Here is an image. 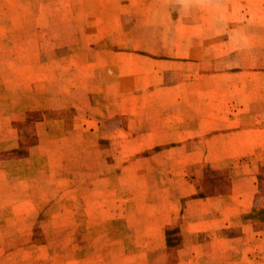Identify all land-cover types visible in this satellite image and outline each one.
<instances>
[{"label": "crops", "instance_id": "crops-1", "mask_svg": "<svg viewBox=\"0 0 264 264\" xmlns=\"http://www.w3.org/2000/svg\"><path fill=\"white\" fill-rule=\"evenodd\" d=\"M260 1L189 2L199 14L186 21L188 34L179 36L182 47L175 46L170 59L154 52L115 51L114 47H122L121 31L108 36L102 45L96 44L98 50L89 55L66 51L37 68L35 63L29 85L13 88L10 91L16 92L8 98L13 106L17 102L27 105L24 116L29 112L43 114L33 123L34 142L24 150L20 145L27 137L23 132L28 129L25 117L15 119L13 110L4 115L3 106L8 104L2 102L5 94L0 95V251L19 250L14 246L17 236L21 232L33 236L37 218L47 219L43 233L59 238V243H47L49 250L64 252L72 241L78 246L77 236L89 233L83 214L77 217L83 199L136 198L126 188L136 174L134 166L160 172L170 167L172 172L209 168L228 173L231 187L211 197H199L194 187L187 196L176 173L172 174L171 180L177 176L171 193L165 196L160 182L154 186L156 195L151 194V186L149 194L140 197L156 198L161 204L154 216L156 224H161V246L163 228L176 222L170 220L166 207L170 201L177 203L188 197L189 217L199 224L188 234L229 229L235 219L254 208L264 209V180L260 179L264 170V39L258 32L264 20L255 14ZM231 3L239 8L237 17L229 13L234 9ZM222 26L239 34L227 33L216 39L207 29ZM166 79L169 87L165 86ZM168 88L170 99L154 98L155 93ZM133 91L141 92L139 113L131 109ZM167 106L170 109H159ZM118 138L138 140L139 150L133 153L165 143L160 140L170 139L167 141L173 146L156 152L151 157L154 163L147 159L125 163L118 168L122 169L120 175L115 164L99 156L85 164V153L89 155L88 148L83 147L85 139L98 143ZM162 152L171 153L170 166H165L168 163L163 161ZM119 177L124 182L119 180L123 195L117 194ZM111 203L114 210V201ZM240 227V236L219 239L240 253L233 264H264V221L262 229H255L250 222H242ZM214 246L209 243L205 248L214 252ZM35 247L31 244L28 249L34 251ZM148 249V243L134 248ZM187 250L196 252L198 246ZM177 264L201 263L191 258L180 259Z\"/></svg>", "mask_w": 264, "mask_h": 264}, {"label": "rangeland", "instance_id": "rangeland-1", "mask_svg": "<svg viewBox=\"0 0 264 264\" xmlns=\"http://www.w3.org/2000/svg\"><path fill=\"white\" fill-rule=\"evenodd\" d=\"M196 1L203 2V0H0V95L5 94L2 102L8 104L3 106L4 115L11 114L13 110L16 113L15 119H22L24 116L22 111L27 105L17 102L13 106L8 102V98H13V93L16 92L10 91L13 88H25L27 84L29 85L35 63L37 68L38 65L53 60L61 52L66 51L84 52L85 55H89L94 50H98L96 44L102 45L108 36H117L121 31L122 47L119 45L114 47L115 51L137 54L154 52L160 54L161 58L170 59L173 55L172 50L182 47L179 36L188 34L189 28L186 21L199 14L188 5L189 2L193 5ZM259 4L261 5L255 14L259 15L260 20H264V0H261ZM231 5L234 9L229 13L237 17L239 8L237 9L235 3ZM207 29L211 30L209 34L216 35V39L219 36L224 37L227 33L239 34V31L234 33L233 28L225 26ZM200 30L205 32L204 28ZM255 30L256 28H253V32ZM258 32L261 35L260 39L263 40L262 25L258 28ZM118 41L119 39H116L117 43ZM212 45L215 44L212 42ZM121 58L117 57V60ZM165 86H170L167 79ZM140 94V91L132 92V112L139 113L142 110L137 103L140 100ZM170 95V88H168L159 95L155 93L154 98L170 99ZM116 99L119 101L118 92H116ZM169 107H159V109L166 110L170 109ZM121 110L123 111V108ZM168 115L170 114L165 115V118L169 117ZM24 117L26 121L24 125L28 129L23 130L27 137L23 138L21 150L34 142L33 123L42 118L43 114L29 112ZM167 140L170 139L160 140L165 143L155 145L150 151L133 153L139 150V141L135 139L99 140L98 143V140L85 139L83 147L89 150V155L85 153V164L95 162L94 158L99 156L115 164L117 175H120L122 169L118 168L123 167L125 163L142 161L140 159H147L148 163H154L151 157L156 152L173 146ZM162 155L163 161L168 163L167 165L164 163L165 166H170L171 153L162 152ZM141 168L134 166L132 170L136 174L132 177L131 185H126L132 197L136 198L83 199V207L79 209L81 207L79 205L77 217L79 219L83 214L84 226L88 227L85 230H89V233L77 236L78 246H75L76 243L72 241L69 248H66L68 250L64 249V252L49 250L47 246L54 242L59 243V238L53 234L43 233L42 230L47 226V219L37 218L34 235L30 237L21 232L17 236L18 243L14 244L20 249L0 251V264H177L180 259L191 258H197L201 264H233L240 253L236 251L235 246L221 244L219 239L240 236L242 222L253 223L257 230L263 227L264 214L260 211L264 209L254 208L252 210L256 211L254 219L251 218L252 212L243 215L235 219L233 227L229 229L188 234V230L199 224L194 222L197 220H191L189 217L190 212L186 205L188 197L180 198L179 202L170 201L166 206L171 212L170 220L176 219V222L163 228L162 247L158 234L161 224H156L154 217L159 213L161 204L155 200L156 198H140L149 194L148 190L151 186H153L151 194L156 195L154 186L162 182L160 186L164 188L163 193L165 196L168 195L167 193H171V189L175 188L176 180L174 179L177 175L173 180L171 178L172 174L176 173L179 176V185H183L180 187L181 191L183 190L187 195L189 189L194 187L199 191V197L205 198L220 191H226L231 187V182L226 171H214L209 168L180 172H172L170 167L162 172L146 169L145 166L143 170ZM261 173L260 179L264 180V170ZM121 179L117 178V194L123 195L122 187L119 188V184L124 183ZM129 191H126V195L130 194ZM111 201H114V210H112ZM257 213L260 214L257 215ZM196 216L201 217V215ZM173 217L175 218L172 219ZM171 228H177L178 234L171 236L174 246L168 247L166 231ZM145 243H148L147 251L134 250L135 247L143 246ZM209 243L215 244L212 247L214 252L205 248ZM31 244L36 245L34 251L28 249ZM196 246H198L196 252L187 250L189 247Z\"/></svg>", "mask_w": 264, "mask_h": 264}, {"label": "trees", "instance_id": "trees-1", "mask_svg": "<svg viewBox=\"0 0 264 264\" xmlns=\"http://www.w3.org/2000/svg\"><path fill=\"white\" fill-rule=\"evenodd\" d=\"M260 212L262 214H264V210H261ZM251 214H252L251 218L254 219L255 218L256 211H253ZM259 214L260 213H257V215H259ZM262 220H264V218ZM176 234H178V229L177 228H171V229H168L166 231L167 246L168 247L174 246V244H172L173 243V238H171V236L176 235Z\"/></svg>", "mask_w": 264, "mask_h": 264}]
</instances>
